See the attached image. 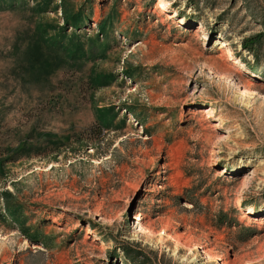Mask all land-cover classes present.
Wrapping results in <instances>:
<instances>
[{"label":"rangeland","instance_id":"374dc122","mask_svg":"<svg viewBox=\"0 0 264 264\" xmlns=\"http://www.w3.org/2000/svg\"><path fill=\"white\" fill-rule=\"evenodd\" d=\"M0 264H264V0H0Z\"/></svg>","mask_w":264,"mask_h":264},{"label":"trees","instance_id":"16d2710c","mask_svg":"<svg viewBox=\"0 0 264 264\" xmlns=\"http://www.w3.org/2000/svg\"><path fill=\"white\" fill-rule=\"evenodd\" d=\"M64 15L67 17H71L73 20V23H78L79 21H81L82 16L78 15V13L75 11L74 12H64ZM104 22V20L102 21V23ZM101 23V24H102ZM260 34L256 35L254 38L257 39L259 37ZM260 38V37H259ZM253 39L251 37L247 38L246 41L244 42L245 46H250V44H252ZM255 41V40H254Z\"/></svg>","mask_w":264,"mask_h":264}]
</instances>
